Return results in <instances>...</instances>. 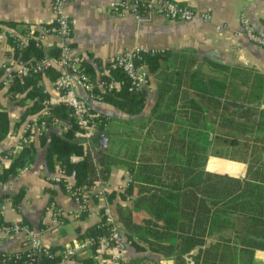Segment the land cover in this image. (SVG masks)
<instances>
[{"label":"trees","instance_id":"1","mask_svg":"<svg viewBox=\"0 0 264 264\" xmlns=\"http://www.w3.org/2000/svg\"><path fill=\"white\" fill-rule=\"evenodd\" d=\"M51 25L45 24L46 27ZM35 43L30 39L19 59L42 58L44 53ZM165 52L144 55L149 70L158 78V93L149 120L142 121L141 142L129 140L123 151H100L94 162L84 153L74 135L77 125L70 116L69 106L43 104L48 95L38 83L43 74L51 80L60 75L53 67L23 78H13L10 89L24 92V98L32 100L20 120L30 113L41 114L49 110L52 116L69 124L63 134L49 131L47 138L42 137V142L46 144L48 170L53 171L57 166L64 176L73 178V188L89 186L99 176L106 178L114 165L125 166L132 182L119 192V198H136L131 207L116 202V212L124 229L121 231L123 236L135 249H142L136 237L139 241L149 240L151 247L163 249L172 256L175 264H186L184 255L200 245L193 256L195 264H246L254 249L264 250V203L261 202L264 196V110L259 108L264 76L252 67L199 62L193 53H174L172 64L164 65L162 61L170 56ZM56 54L55 48L52 55ZM80 68L92 79L96 78L93 66L82 59ZM106 69V73L99 70L98 77H114L119 86L105 92L94 88L93 92L127 113L140 112L145 103L144 90H130L123 73L108 70V65ZM100 118L104 130L102 114ZM8 132V113L0 109V141ZM94 138L97 141L99 137ZM208 153L246 160L245 176L238 178L208 172L204 169ZM71 156L82 158L72 160ZM33 161V145H22L9 165L0 171V182L15 177ZM59 184L65 188L64 179ZM22 195L21 190L12 196L16 208ZM114 197V192H108L109 201ZM237 217L246 219L240 224L245 235L238 240L237 246H228L231 239L222 234L212 242L205 241L212 228L220 231L229 227L235 231L234 219ZM0 224L5 223L0 221ZM106 226L92 225L86 234H102ZM246 251H250L248 255L244 253ZM16 253L24 254L22 251ZM12 258L14 256L0 254V263L17 264L11 261ZM55 261L56 258L45 259L43 263ZM38 263L28 261L25 264Z\"/></svg>","mask_w":264,"mask_h":264},{"label":"crops","instance_id":"2","mask_svg":"<svg viewBox=\"0 0 264 264\" xmlns=\"http://www.w3.org/2000/svg\"><path fill=\"white\" fill-rule=\"evenodd\" d=\"M52 1L0 0V109L6 110L9 118V132L0 141V171L9 165L22 145L30 143L34 148L32 164L21 169L8 181L0 182V221L24 226L23 231L0 240V254L24 250V236L32 234L53 249H73L67 256H57L52 264H88L87 261L92 260V249L85 243L87 228L101 222L106 207H109L117 219L116 202L131 207L136 197H127L125 200L119 198L121 191L117 186L130 175L124 165L118 164L112 166L107 177L103 178L108 184L107 188H102L103 193L96 188V192L83 207L67 186L62 188L55 180L62 174L59 168L56 166L50 171L46 166V144L42 142V137L47 138L51 130L63 134L69 124L62 122L60 126L29 130L25 124L40 114L30 113L23 121L20 120L21 114L31 105L32 100L24 98V92L10 89V75H13L19 65L20 51L13 46L8 33H24L27 30L35 35L42 33L46 28L45 24L53 20ZM109 1L69 0L65 6L72 25L71 46L83 61L93 66L97 72L96 78H99V70L106 73V66L114 54L134 48L170 53L162 61L164 65L172 64L174 53H193L199 62L252 67L264 76V47L251 44L239 23L240 15H244L256 32L264 34V0H175L189 4L198 13L209 14L208 19L194 18L190 21L170 20L155 14L134 15L123 11L112 13L108 10ZM56 40L53 33L45 35L42 41L44 54H53ZM168 58L171 60L165 62ZM51 67L60 73L62 71L57 61H53ZM150 73V84L144 90V106L136 114L127 113L103 100L88 99L91 108L103 115L105 131L110 125L120 127L117 130L120 132L126 129L131 120H149L158 93V78L153 72ZM53 82L45 74L39 80L38 84L48 97L54 94ZM75 90L78 95L85 97L77 82ZM259 108L264 110V88ZM177 121L180 122L181 119L178 118ZM27 132L29 135H26ZM139 138L141 142L142 139L140 136ZM107 150L112 151L110 148ZM100 151L94 138L86 155L89 154L96 162ZM204 169L211 173L242 178L246 174L247 161L208 153ZM66 177L70 184L74 183L72 177ZM21 190L23 195L16 208L12 196ZM108 192L115 193L112 201L107 198ZM261 202L264 203V196ZM55 210H59L57 216H54ZM244 220L246 219L239 217L234 219L235 231L229 227L220 231L212 228L205 241L212 242L222 234L231 239L228 246H237L238 240L245 235L240 225ZM124 240L127 256L125 264H175L172 256L167 255L163 249L151 247L149 240L146 242L135 238L142 247L141 250L130 245L125 236ZM200 248V245L195 246L184 255L186 264H195L193 256ZM249 252L244 253L248 255ZM44 260L40 259L38 264H44ZM246 264H264V250L254 249Z\"/></svg>","mask_w":264,"mask_h":264},{"label":"built area","instance_id":"3","mask_svg":"<svg viewBox=\"0 0 264 264\" xmlns=\"http://www.w3.org/2000/svg\"><path fill=\"white\" fill-rule=\"evenodd\" d=\"M69 0H53L52 11L53 20L52 25L44 28L42 33L37 35L32 31H25L24 33L9 32L13 46L20 52L25 48L30 39L35 40V45L42 49V41L45 35L53 33L57 40L53 46L57 49L56 56L44 54L42 58L37 60L25 61L18 59V67L13 75H10L12 82L14 77L23 78L30 73L43 72L52 66L53 61H57L62 71L60 75L53 82L54 94L43 100L44 105L49 104H66L71 109L70 116L75 119L77 129L74 132L75 137L79 140L84 148V153L92 145L94 137L98 135L96 146L103 151L108 148V135L101 129L100 114L95 112L88 99L102 100L101 96L95 94L94 88L100 91H110L119 86V81L109 76V78L92 79L87 73L80 68L81 58L74 52L70 39L72 35L71 20L65 12V6ZM108 10L115 12H128L134 15L155 14L163 16L170 20L190 21L194 18L208 19L209 14L205 12H196L189 4L178 2L175 0H110L108 3ZM239 23L248 41L257 46L264 47V34L256 32L244 15H240ZM158 50L149 48H134L119 51L113 55L108 63V70L120 71L124 74L129 83V89L133 91L145 90L150 84L151 73L145 62L144 55L146 53H156ZM107 70V69H106ZM75 82L81 87L85 93L82 97L76 93ZM62 120L58 117L52 116L49 110L41 112L40 115L33 118L25 124L26 129L35 130L36 128H47L51 126H60ZM72 160H78L82 157L71 156ZM62 173V172H61ZM63 174V173H62ZM60 174L55 180L60 182L64 179L65 186H67L75 198L83 207L85 203L96 192V188L103 193L102 188L108 186L107 182L98 177L93 180L91 185L73 188L67 177ZM132 182V177H127L117 189L124 191ZM59 210L54 211V216H57ZM104 222L99 223L97 227L107 224L106 231L95 236H87L85 243L92 249V263L91 264H125L126 243L121 229L115 219V216L106 207L103 211ZM24 226L17 223L0 224V240L7 238L13 234L23 231ZM24 252L19 256L16 252L1 253L2 256H14L12 262L17 264H25L28 261H39L40 259H55L57 256H67L72 253L73 249L67 247L60 251L53 249L48 245L42 243L39 238L32 234L24 236ZM11 259V258H8ZM0 264H5V261Z\"/></svg>","mask_w":264,"mask_h":264},{"label":"rangeland","instance_id":"4","mask_svg":"<svg viewBox=\"0 0 264 264\" xmlns=\"http://www.w3.org/2000/svg\"><path fill=\"white\" fill-rule=\"evenodd\" d=\"M171 60V58H168L167 60H165V62H169ZM123 125H125V122L123 121ZM107 127V124H106ZM142 127V120H131L129 121V123L126 126V129L124 131H120L118 132L117 130H119L120 127H116L114 125V127L112 125H110V127H108L105 131V133L108 135L109 141H108V148L112 149V150H118V151H123V149H125V145L126 143L130 140V141H134L137 140L139 141L141 137V135H143V131L144 129L141 128ZM112 132H110V131ZM107 148V149H108ZM116 219V218H115ZM121 231L123 232L124 229L123 227L120 225V223L118 222V220L116 219Z\"/></svg>","mask_w":264,"mask_h":264}]
</instances>
